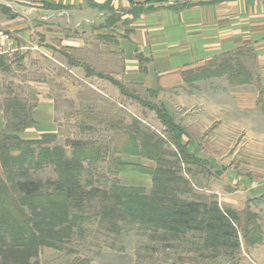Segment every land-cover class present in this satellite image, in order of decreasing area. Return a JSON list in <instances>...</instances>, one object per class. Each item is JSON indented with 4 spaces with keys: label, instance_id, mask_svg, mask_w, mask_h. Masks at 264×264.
I'll return each mask as SVG.
<instances>
[{
    "label": "rangeland",
    "instance_id": "obj_1",
    "mask_svg": "<svg viewBox=\"0 0 264 264\" xmlns=\"http://www.w3.org/2000/svg\"><path fill=\"white\" fill-rule=\"evenodd\" d=\"M108 13L109 22L118 21V14ZM70 56L65 79H58L59 71L53 72L52 78L59 131L35 139L9 131L0 134V264H260L251 254L259 251L264 257V215L251 194L241 211L234 210L239 214L238 246L233 237L228 245L205 243L198 231L180 235L154 232L138 212V205L154 186L153 171L159 164L174 173L169 183L172 195L210 205L216 202L221 208H229L224 195H233L232 186L244 187L224 182L226 174L252 175L257 170L224 166V95L230 94L224 88L227 78L235 80L234 84L251 81L248 68L252 69V53L226 54L190 75L192 83L215 78L191 88L196 97L208 96L204 99L208 110L195 109V113L190 108L198 102L180 104L168 94L164 103L156 91L126 85L107 69L98 68L100 63H93L92 53L83 60L76 51ZM44 77L45 72L39 71L9 72L4 82L0 77V92L5 98L13 93L29 100L30 94L44 89L31 87L29 81L35 78L43 82ZM8 99V129L20 131L17 125L28 121L27 110L34 101ZM242 122L241 130L250 133H243L236 141L229 138L228 154L251 163L263 155V150L254 148L264 141L251 134L252 120L244 118ZM190 138L204 144L209 160L188 148ZM71 140L87 144L76 149ZM239 148L248 150L242 153ZM213 159L219 165H212ZM65 160H71L76 168L65 170ZM26 170L34 179L61 178L101 192L82 209L71 208L53 187L49 193L25 197L14 187ZM262 171L264 178V167ZM118 193L135 204L129 205L133 208L127 204L122 207L126 218L112 208Z\"/></svg>",
    "mask_w": 264,
    "mask_h": 264
},
{
    "label": "crops",
    "instance_id": "obj_2",
    "mask_svg": "<svg viewBox=\"0 0 264 264\" xmlns=\"http://www.w3.org/2000/svg\"><path fill=\"white\" fill-rule=\"evenodd\" d=\"M108 12L118 14V21L109 22ZM74 51L80 60L92 53L93 63H100L98 68L107 69L126 85L156 91L164 103L168 94L180 104L198 102L190 111L202 112L208 110L204 102L208 96L196 97L191 88L215 78L193 82V86L190 75L226 54L251 52V81L234 84L227 78L224 88L230 92L224 95V166L257 170L252 175L233 171L226 174L228 179H222L227 184L244 185L232 186L233 195H224L225 205L241 211L251 194L264 215V145L254 148L263 150V155L251 163L228 154L229 138L236 141L250 133L241 130L244 118L252 120L251 134L264 141V0H0L2 81L15 70L45 72L43 82L29 81L31 87L42 86L41 93L33 92L29 100L13 93L7 96L8 101H34L27 110L31 123H19L20 131L8 129L7 97L0 92V133L15 132L24 139H35L59 131L57 100L51 90L53 72L59 71L58 79H65ZM202 145L197 139H188V148L209 160ZM237 150L243 153L248 149ZM213 160L212 165H219ZM251 255L264 264L259 251L260 258L253 251Z\"/></svg>",
    "mask_w": 264,
    "mask_h": 264
},
{
    "label": "trees",
    "instance_id": "obj_3",
    "mask_svg": "<svg viewBox=\"0 0 264 264\" xmlns=\"http://www.w3.org/2000/svg\"><path fill=\"white\" fill-rule=\"evenodd\" d=\"M28 121L31 123V120ZM20 127L18 126L17 129H21ZM2 133L8 134L6 131L0 134ZM44 135L49 136L50 134ZM70 144L78 149L85 146L87 142L71 140ZM156 160L160 163L159 158ZM63 167L65 170H72L76 168V164L71 160H65ZM22 173L23 178L15 182L14 188L25 197L48 192L50 187H53V191L62 194L68 205L74 209H82L87 200L101 192L99 188L88 189L80 183H70L61 178L55 181L34 179L29 176L27 170ZM173 177L174 173L171 170L159 164L153 171L154 186L151 192L145 195L141 204L138 205V212L143 215L146 222L152 225L151 229L154 232L162 230L175 235L184 234L187 231H198L203 233L205 243L213 242L216 245H224V243L228 245L230 238L233 237L235 238L233 244L238 246L236 222L239 219L238 212L231 208H221L216 202L210 205L205 201L184 200L172 195L169 192V183ZM115 197L116 202L112 204V208H116L119 214L126 218L127 215L121 211L122 207L127 204L129 208H133L135 204L128 203L131 198L123 197L119 193Z\"/></svg>",
    "mask_w": 264,
    "mask_h": 264
}]
</instances>
